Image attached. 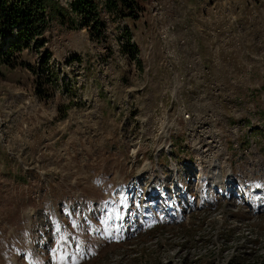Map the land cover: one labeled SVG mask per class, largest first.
<instances>
[{"label": "rangeland", "instance_id": "1", "mask_svg": "<svg viewBox=\"0 0 264 264\" xmlns=\"http://www.w3.org/2000/svg\"><path fill=\"white\" fill-rule=\"evenodd\" d=\"M49 20L43 47L0 65V264H264V213L228 200L112 232L127 212L161 216L138 200L150 183L127 182L167 159L165 125L194 157L199 138L223 164L264 152V0H150L138 20L105 13L103 32Z\"/></svg>", "mask_w": 264, "mask_h": 264}, {"label": "trees", "instance_id": "2", "mask_svg": "<svg viewBox=\"0 0 264 264\" xmlns=\"http://www.w3.org/2000/svg\"><path fill=\"white\" fill-rule=\"evenodd\" d=\"M149 1L74 0L69 11L50 0H0V44L8 43L4 37L13 38L5 51L0 48V65L14 68L18 64L17 56L31 50V44L43 47L41 39L50 27L49 18L61 24L69 23L72 30H76L81 17L85 24L95 21L94 29L103 32L106 28L102 21L105 13L114 18L138 20L142 4Z\"/></svg>", "mask_w": 264, "mask_h": 264}, {"label": "built area", "instance_id": "3", "mask_svg": "<svg viewBox=\"0 0 264 264\" xmlns=\"http://www.w3.org/2000/svg\"><path fill=\"white\" fill-rule=\"evenodd\" d=\"M201 133V132H200ZM197 133L194 136L195 138H198L197 135L200 134ZM206 139V138H205ZM205 139L203 140L202 138H199L198 140H201L202 144L204 145L205 148L202 151H197L195 150V154L197 155L194 157L193 155H188L185 153L186 158H181L180 156L173 155V151L170 150V154L167 153L166 156L168 157V162H166L165 166H160L158 170L160 172H163L165 170L166 174L165 176L168 177V181H174V179H178V177L175 176H180L183 179L192 181L193 184H198V181L201 180L202 175V169L207 170V176L212 178V180L220 176V173L217 172L216 168L217 166L214 165L215 162H217V157L218 154L215 152L214 148L216 145L214 143V139L208 142H205ZM212 143H214V146L212 147ZM220 147V145H219ZM209 149V150H208ZM218 150V149H217ZM252 151H245L244 154L241 155L243 159L242 162L239 163V165L235 164L234 168L235 170H226V171H221V169L217 168L222 172V176L228 177L232 174L233 177H237V180H247L253 178V176L261 170V163L259 162V157L257 154L250 156ZM227 166V164H226ZM231 167V165L229 166ZM198 172V176L195 179V175L193 172ZM160 176H162L160 174ZM163 178V177H162ZM165 179V178H164Z\"/></svg>", "mask_w": 264, "mask_h": 264}, {"label": "bare ground", "instance_id": "4", "mask_svg": "<svg viewBox=\"0 0 264 264\" xmlns=\"http://www.w3.org/2000/svg\"><path fill=\"white\" fill-rule=\"evenodd\" d=\"M195 142H196V140H195ZM205 142H207L206 140H205ZM216 170H217V172H219L220 170H218L217 168H216Z\"/></svg>", "mask_w": 264, "mask_h": 264}]
</instances>
